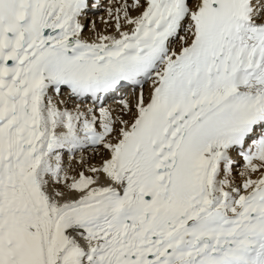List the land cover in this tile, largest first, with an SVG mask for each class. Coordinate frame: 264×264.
<instances>
[{
  "label": "snow or ice",
  "instance_id": "1",
  "mask_svg": "<svg viewBox=\"0 0 264 264\" xmlns=\"http://www.w3.org/2000/svg\"><path fill=\"white\" fill-rule=\"evenodd\" d=\"M103 2L0 0V264H264V0Z\"/></svg>",
  "mask_w": 264,
  "mask_h": 264
},
{
  "label": "bare ground",
  "instance_id": "2",
  "mask_svg": "<svg viewBox=\"0 0 264 264\" xmlns=\"http://www.w3.org/2000/svg\"><path fill=\"white\" fill-rule=\"evenodd\" d=\"M105 1L106 0H104V2H103V6H102L101 10L104 9V7H107L109 3H112L113 2V0H109L106 3V5H105L104 4ZM101 10L99 12H97V13L91 14L90 15V18L95 19L98 22V23H96L97 28L102 30L104 28V24L101 22L100 17L105 16V12L104 11H101ZM86 35H89V33H86ZM120 96H125L124 92L120 93L115 99H113L112 101L108 102L106 104V106H115L116 105V102H117V100H118V98ZM66 160H67V157H66Z\"/></svg>",
  "mask_w": 264,
  "mask_h": 264
},
{
  "label": "rangeland",
  "instance_id": "3",
  "mask_svg": "<svg viewBox=\"0 0 264 264\" xmlns=\"http://www.w3.org/2000/svg\"><path fill=\"white\" fill-rule=\"evenodd\" d=\"M108 1H109V0H106L104 4L106 5V3H107ZM105 5H104V6H105ZM101 11H104V9H102ZM96 23H98V22L96 21ZM128 95H129V94H127V96H128Z\"/></svg>",
  "mask_w": 264,
  "mask_h": 264
}]
</instances>
